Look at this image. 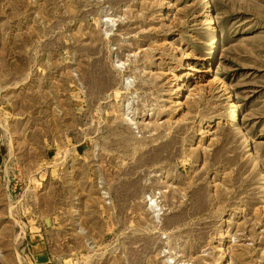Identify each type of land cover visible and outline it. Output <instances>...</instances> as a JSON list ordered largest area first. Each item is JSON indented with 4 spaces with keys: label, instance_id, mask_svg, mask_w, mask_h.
<instances>
[{
    "label": "rangeland",
    "instance_id": "1",
    "mask_svg": "<svg viewBox=\"0 0 264 264\" xmlns=\"http://www.w3.org/2000/svg\"><path fill=\"white\" fill-rule=\"evenodd\" d=\"M0 264H264V0H0Z\"/></svg>",
    "mask_w": 264,
    "mask_h": 264
},
{
    "label": "bare ground",
    "instance_id": "2",
    "mask_svg": "<svg viewBox=\"0 0 264 264\" xmlns=\"http://www.w3.org/2000/svg\"><path fill=\"white\" fill-rule=\"evenodd\" d=\"M184 89V88H183ZM237 113V112H236ZM235 117V116H234Z\"/></svg>",
    "mask_w": 264,
    "mask_h": 264
}]
</instances>
